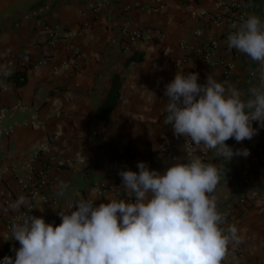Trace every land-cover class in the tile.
<instances>
[{
	"label": "crops",
	"instance_id": "0c3cea01",
	"mask_svg": "<svg viewBox=\"0 0 264 264\" xmlns=\"http://www.w3.org/2000/svg\"><path fill=\"white\" fill-rule=\"evenodd\" d=\"M222 1L228 0H0V82L9 71L10 55L31 63L47 60L26 69L23 85L0 91V111L5 112L0 166L10 169L0 189L3 184L15 189L13 175H25L29 165H47L45 191L57 203L38 201L29 216L59 225V211L80 198L91 197L97 206L127 200L118 175L122 169L138 172L137 163L143 161L163 173L173 164L188 163V138H177L164 122V89L177 72L198 73L200 84L210 74L245 98L258 82V65L229 50L226 40L236 30L233 25L249 15L264 20V0H241L243 17L235 23L213 22ZM126 22L148 31L150 38L130 43ZM46 26L54 29L53 44ZM210 41L217 44L215 56L205 60L195 49ZM114 81L118 96L105 113ZM253 127L258 131L251 140L226 142L234 151L248 149L247 157L225 161L207 151L209 164L225 169L214 193L217 207L231 210L222 227L234 225L239 237L222 264H261L264 259V127L258 121ZM64 159L71 164L55 166ZM63 185L67 188L61 195ZM254 193L253 203H238L237 198ZM5 211L0 205V261L15 259L20 247L4 226Z\"/></svg>",
	"mask_w": 264,
	"mask_h": 264
},
{
	"label": "clouds",
	"instance_id": "9594fccd",
	"mask_svg": "<svg viewBox=\"0 0 264 264\" xmlns=\"http://www.w3.org/2000/svg\"><path fill=\"white\" fill-rule=\"evenodd\" d=\"M233 28L226 40L229 50L258 65V82L247 98L210 74L200 84L195 72H177L164 89V122L173 134L202 151L214 150L225 161L250 155L248 149L234 151L229 139L251 140L258 131L254 121L264 127V20L249 15ZM0 87L6 90L2 82ZM137 168L118 172L127 200L97 206L91 197L80 198L59 211V225L33 215L13 224L11 239L20 247L15 259L5 256L0 264H222L230 243L239 240L234 225L222 227L226 218L214 195L225 169L198 158L173 164L163 173L143 161ZM66 188L61 187V195ZM22 206H30L24 196L8 208Z\"/></svg>",
	"mask_w": 264,
	"mask_h": 264
},
{
	"label": "built area",
	"instance_id": "2783aa9c",
	"mask_svg": "<svg viewBox=\"0 0 264 264\" xmlns=\"http://www.w3.org/2000/svg\"><path fill=\"white\" fill-rule=\"evenodd\" d=\"M159 1V0H158ZM240 1L241 0H228L227 2L222 1L219 4L220 10L214 15L213 22L226 21L228 23H235L242 19L243 15L240 12ZM153 10H157L155 7ZM56 27V26H55ZM46 31L49 34V42L53 44L57 38L54 33V29L46 26ZM124 30L127 32L128 40L130 43L136 42L141 39H149L150 34L148 31L143 30L137 24L132 22H126L124 25ZM162 37L161 34H159ZM191 50L194 49L193 46L187 45ZM217 44L215 41H210L204 47L195 49L205 60H211L215 56V49ZM46 58H40L35 62H30L25 57H18L15 59L14 56L10 55L6 61L7 69L9 71H4L2 73L3 85H6V89L10 84L16 86H21L26 81V69L35 68L46 62ZM229 66V65H228ZM0 91H5L4 87H0ZM5 112L0 111V120L3 118ZM9 133V131H5ZM186 145L189 154V162L193 159H200L202 162L209 164L210 157L207 151L196 150L195 145L191 142L190 139L186 140ZM165 150V148H164ZM121 154L126 156L131 155V151H124L119 149ZM70 159L58 160L55 162L56 167H62L65 165L71 164ZM25 175L15 174L13 175V180L15 182V189H12L7 184H3V187L0 189V205L6 208V211L2 214L3 223L5 228L10 231L11 226L16 223H21L28 218L29 214L34 210L35 205L38 201L43 203H57L56 198L50 197L45 191L48 186V177H47V165L46 166H33L29 165ZM10 171L7 166H0V182L3 180V176ZM24 196L30 201V206H22L18 212L13 213L11 209L8 208V205L15 202L17 198ZM255 199V193L251 194L250 197H240L237 198L238 203H253ZM74 204V203H70ZM67 207H69V205ZM218 211L221 212L225 218L226 222L228 221L231 210L229 208H218ZM261 264H264V259L261 261Z\"/></svg>",
	"mask_w": 264,
	"mask_h": 264
},
{
	"label": "trees",
	"instance_id": "16d2710c",
	"mask_svg": "<svg viewBox=\"0 0 264 264\" xmlns=\"http://www.w3.org/2000/svg\"><path fill=\"white\" fill-rule=\"evenodd\" d=\"M117 96H118V84L114 81L112 83V86H111V89H110V92L108 94V98L106 101V106L104 108L105 113H107L112 108Z\"/></svg>",
	"mask_w": 264,
	"mask_h": 264
}]
</instances>
